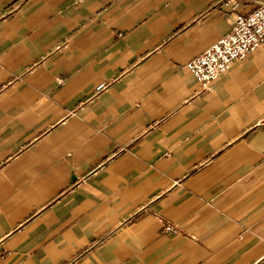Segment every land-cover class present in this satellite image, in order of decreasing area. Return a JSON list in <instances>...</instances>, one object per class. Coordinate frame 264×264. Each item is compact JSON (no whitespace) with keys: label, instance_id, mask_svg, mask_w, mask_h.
I'll list each match as a JSON object with an SVG mask.
<instances>
[{"label":"crops","instance_id":"1","mask_svg":"<svg viewBox=\"0 0 264 264\" xmlns=\"http://www.w3.org/2000/svg\"><path fill=\"white\" fill-rule=\"evenodd\" d=\"M255 6L0 0V264H264V44L187 67Z\"/></svg>","mask_w":264,"mask_h":264},{"label":"built area","instance_id":"2","mask_svg":"<svg viewBox=\"0 0 264 264\" xmlns=\"http://www.w3.org/2000/svg\"><path fill=\"white\" fill-rule=\"evenodd\" d=\"M255 4L250 12L237 14L234 27L228 34L187 64L189 71L204 89L215 90L220 77L235 62L244 59L264 44V0H255ZM238 6L235 3V8ZM166 231L178 232L172 226H167Z\"/></svg>","mask_w":264,"mask_h":264}]
</instances>
